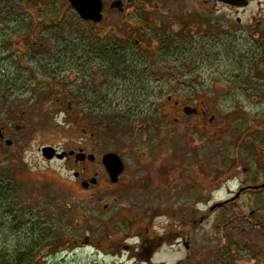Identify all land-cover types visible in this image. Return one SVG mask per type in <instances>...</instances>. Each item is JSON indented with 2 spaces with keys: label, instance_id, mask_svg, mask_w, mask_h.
<instances>
[{
  "label": "rangeland",
  "instance_id": "obj_1",
  "mask_svg": "<svg viewBox=\"0 0 264 264\" xmlns=\"http://www.w3.org/2000/svg\"><path fill=\"white\" fill-rule=\"evenodd\" d=\"M111 1L105 0L108 5ZM25 3L37 24L27 13L18 17V24L0 23V128L13 141L10 146L0 141V180L9 184L10 190L13 185L15 198L27 205L26 213L17 219L10 201L0 206V264L27 246L37 247L34 264H177L186 254L187 264H256L244 254L229 251L222 217L219 226L216 222L224 211L211 214L210 202L203 200L210 199L209 194L216 189L212 187L216 171H230L235 178L223 186L220 181L222 189L214 191L215 198L243 179L244 167H250L251 180L256 172L264 171V93L260 89L264 80L244 74L251 73L256 63L245 67V61L244 67H239L238 61L224 60L218 62V68L212 69L210 64L207 69L202 67L206 63L189 61L187 73L167 77L168 82L162 74L133 87L128 85L131 79H121V86L108 89L116 100L107 108H92L85 105L91 77L89 71L86 76L77 75L85 60L71 59L69 52L77 53L72 44L82 45L85 37H92L91 32L102 33V27H107L103 34L115 40L108 23L124 32L128 22H122L117 10L107 8V24L95 28L77 15L68 0ZM186 3L134 0L130 18H139L149 32L158 31L164 16L157 6L176 10ZM34 24L35 30H31ZM29 33L30 39L24 37ZM36 41L44 43V50L33 45ZM159 62L157 67L165 66ZM135 64L139 71L145 69ZM184 85L187 92H182ZM190 85L204 90L198 93L208 111L202 121L167 102L168 95L182 101L192 95ZM73 90L77 91L76 100L69 110ZM11 94L18 99H12ZM134 111L153 114L157 119L117 124ZM109 115L117 123L109 121ZM211 115L214 121L210 124ZM85 126L95 133L94 138L84 134ZM94 141L100 144L99 155H121L127 172L119 185L103 176L98 185L84 189L73 171L81 166L62 159L48 160L41 150L48 145L66 151L75 145L89 144L91 148ZM91 174L86 171L83 178L90 179ZM138 219L143 222L138 224ZM163 224L171 230L170 246L166 242L165 250L150 261L148 248L141 251L140 242L155 230L163 233ZM45 232L54 238L39 246ZM185 241L190 245L188 253L182 248Z\"/></svg>",
  "mask_w": 264,
  "mask_h": 264
},
{
  "label": "flooded vegetation",
  "instance_id": "obj_2",
  "mask_svg": "<svg viewBox=\"0 0 264 264\" xmlns=\"http://www.w3.org/2000/svg\"><path fill=\"white\" fill-rule=\"evenodd\" d=\"M133 1L112 0L108 5L105 0H102V20L100 22L86 21L88 24L94 25L95 28H99L107 24L105 23L108 14L106 9L117 10L121 14L122 22H128V27L122 32L116 25L108 23L110 28L114 30L115 40L108 39L107 35L103 34L107 27H102V33L91 32L92 37H85L82 45L77 42H74V45L72 44V47H76L77 53L70 52L71 59L81 60L83 63L85 60V65L82 64L83 66L78 67L77 75L84 74L86 76L85 73L89 71L91 77V80L88 81V90L85 93V105L99 109L107 108L110 103L116 100V97H111L108 94V89L121 86L122 84L118 82L121 79L126 81L131 79L128 84L130 87L135 86V84L137 86L138 84H144L146 80H149L148 77L150 78L152 75L154 77L163 75L164 78L162 79L168 82L167 77L186 74L189 61L193 64L201 62V65L206 63L202 67L206 66L207 69L210 64L212 69L214 66L218 68V62L224 60L238 61L237 65L239 67H244L243 62L245 61L247 62L245 67L256 63L254 68L251 66V73L249 71V73L245 72L244 74H252L264 80V0H247L243 5L230 4L220 0H186L187 3L183 9L176 10H166L162 9L161 6H157V11L160 12L161 16H164V21L158 31L152 30L151 32L148 31L150 28L142 23L139 18H130V4ZM143 18L146 19L144 16ZM173 24H178L180 28L175 29ZM81 49L84 50V53H80ZM148 60L149 63H147ZM159 61L163 62L165 66L162 68L157 67ZM257 61L261 62L260 66ZM135 63L141 65L142 68L145 67V69L139 71L136 69L137 65ZM30 68L33 69L34 67ZM34 72L37 74L35 70ZM54 72L56 73V71ZM31 78L25 80L26 85L29 84ZM100 79L102 81L96 86V82ZM125 85H127V82H125ZM176 86L171 85V88H176ZM21 87L27 90V86ZM77 87L82 89L80 86ZM189 87L192 95H187L183 101L168 95L167 102H173V107L171 106L173 109L181 110L188 117H197L198 121H202L208 116V111L205 108V101L198 97V93H203L204 90L202 91L194 85ZM182 88L185 89L182 92H187V85L182 86ZM236 88L244 92L242 87ZM144 89L146 87H143ZM260 89L264 93V83ZM76 92L74 91L68 99L67 109L69 110L74 107ZM11 97L12 99H18L12 94ZM187 107H191L196 112L188 115L184 110ZM160 111L162 113V109ZM132 114L135 115L136 112L134 111ZM141 117L136 115L131 120L141 122L138 121ZM208 120L211 124L214 121V116L211 115ZM0 131V141L5 140L6 143L9 141L13 143L8 138L6 131L2 128H0ZM83 132L89 134L90 137H95V133H91L88 126L83 128ZM88 146L89 144L75 145L68 151L54 147L57 154L66 153L65 158L62 159L63 161H72L79 167L81 166L73 171L74 176L77 180L80 179L81 184L85 182L88 184L84 189L98 185L103 176V178L110 180L103 159L108 153H116L105 152L99 155L100 144L96 141L93 142L91 148ZM119 156L121 157V155ZM53 159L57 158L54 157ZM126 168L125 165L116 185L123 181L127 172ZM249 168L244 167L242 170L243 179L229 187L225 195H219L220 197L217 198L213 197L214 191H220L224 184L235 178V175L230 171L226 172V170L216 171L217 175L212 182V187H216V189L209 194L210 199L204 197L203 200L210 202L211 214L224 211L217 215L216 222H218L217 226L221 222L225 224L224 227L222 226L224 230V235H222L228 239L226 247L229 248V251L244 254L246 258L256 260V264H264V171L263 173L256 172L254 180H251ZM86 171L92 173L90 179L83 178ZM224 176L226 177L224 178ZM92 180H96V183H92ZM220 181H222V186L219 185ZM239 205L242 206L239 207ZM106 208L107 206H105ZM222 213L223 216H221ZM220 217H222V221L219 223ZM203 220L204 215L201 216L200 222H203ZM142 222L143 220L139 219L137 221L138 224ZM153 222L154 220H151V223ZM162 228L163 233L160 234L155 230L150 237L144 238L140 242L139 248H141V251L148 248L150 261L165 250L166 242L170 246V227L168 229L163 224ZM164 228H166V231H164ZM146 229L149 233L150 227ZM189 247L188 241L182 242L184 253L189 252ZM188 257L189 255L186 254L185 259L178 261L177 264H187ZM21 258V262L16 258L13 264H26L22 256ZM152 264L164 263L152 262Z\"/></svg>",
  "mask_w": 264,
  "mask_h": 264
},
{
  "label": "trees",
  "instance_id": "obj_3",
  "mask_svg": "<svg viewBox=\"0 0 264 264\" xmlns=\"http://www.w3.org/2000/svg\"><path fill=\"white\" fill-rule=\"evenodd\" d=\"M27 8L28 7H27V4L25 3V0H0V23L6 24V23L11 22V24H13V22H16V24H18L21 22V20H19L18 17L27 13L29 15L30 14L32 15V18H34L33 20H34L35 24H37V22H36L37 19L35 18L33 13L30 12ZM7 11H10L9 12L10 18H8ZM45 22H47V20H45ZM35 24L33 25L32 28L30 26L31 30H33V29L35 30V27H36ZM29 35H30V33L28 35H24V37L27 36V39H30L28 37ZM32 36H36V34L32 35ZM37 44H38V41L33 43V45H37ZM38 45H39L40 49H43L45 47L44 43L43 44L39 43ZM66 54H67V52H65L62 55H66ZM67 57H69V56L67 55ZM136 115L142 116L140 119H138V121H141V123L149 122L150 121V120H148L149 118L152 119V121H155V119H157L153 114L149 113V116H148L147 113L138 112L135 115L125 114V116H123L121 119H119L118 123L113 116L109 115L110 117H112L109 121L117 123L119 125H123V124L129 125V124L133 123V121L131 119L134 118V116H136ZM9 188H10L9 184L7 185L6 182H3L2 180H0V206H2L3 204L5 205L6 201H10L12 204H10V203H8V204L12 205L13 211L15 213L14 216L16 217L15 219H17L20 214L26 213V210H24V209L27 205L22 204L20 199L15 198L16 193H15V187L13 185L11 187L12 188L11 190ZM20 204H22V207L18 208V206H20ZM49 231L52 232V229L50 228ZM52 238H54V237H51V236L48 237V234L45 232L43 234L41 240H40L39 246L46 245L47 241L52 239ZM58 241L60 242V244H62L61 240H58ZM18 249H19V251H15L12 256H10V257L6 256L4 259V262L2 264H13V262L16 260V258H18V261L21 262L22 261L21 256L26 261V264H34L35 256L37 254V247L27 246V247H25V249L23 251H20V249H22V248H18Z\"/></svg>",
  "mask_w": 264,
  "mask_h": 264
},
{
  "label": "water",
  "instance_id": "obj_4",
  "mask_svg": "<svg viewBox=\"0 0 264 264\" xmlns=\"http://www.w3.org/2000/svg\"><path fill=\"white\" fill-rule=\"evenodd\" d=\"M226 3L243 5L247 0H220ZM71 6L79 13L82 19L86 21L100 22L102 20L103 12V2L102 0H69ZM188 115L194 114L196 111L187 107L184 109ZM1 132V131H0ZM8 145L12 143L7 142ZM43 155L47 159H53L55 156L59 159H63L66 156V153L57 154L55 148L45 147L42 150ZM104 165L110 175V179L113 183L118 182L119 176L124 171L125 165L121 157L116 153H108L104 156L103 159ZM92 183H96V180H92ZM84 187H87L88 184L83 183Z\"/></svg>",
  "mask_w": 264,
  "mask_h": 264
}]
</instances>
